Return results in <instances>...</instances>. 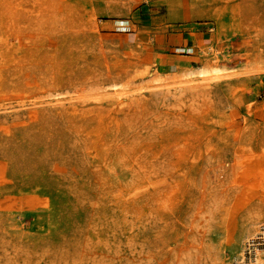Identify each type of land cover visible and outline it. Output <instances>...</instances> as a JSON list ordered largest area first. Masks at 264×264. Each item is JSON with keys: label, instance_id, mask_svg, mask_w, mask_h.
Listing matches in <instances>:
<instances>
[{"label": "rangeland", "instance_id": "rangeland-1", "mask_svg": "<svg viewBox=\"0 0 264 264\" xmlns=\"http://www.w3.org/2000/svg\"><path fill=\"white\" fill-rule=\"evenodd\" d=\"M262 224L264 0H0V264H248Z\"/></svg>", "mask_w": 264, "mask_h": 264}, {"label": "bare ground", "instance_id": "bare-ground-1", "mask_svg": "<svg viewBox=\"0 0 264 264\" xmlns=\"http://www.w3.org/2000/svg\"><path fill=\"white\" fill-rule=\"evenodd\" d=\"M198 68V67H197ZM222 68L220 67H199L198 70H188L186 72H184L183 74H185L186 76H189V78H192L196 75H201L202 77L207 74V73H210V72H215L217 73L218 71H221ZM200 76V77H201ZM160 79V76L159 75H154L152 77V81H158ZM205 79V78H204ZM192 80L193 79H189L190 81V86L191 87H195V86H198V85H192ZM203 80V78H202ZM188 81V82H189ZM198 83V82H197ZM203 86V85H202ZM200 87V86H199ZM197 88V87H196ZM114 89V88H113ZM71 98V97H70ZM72 100V99H71ZM70 100V101H71ZM264 228V224H262V226L259 227V230H258V233L257 235H264V231H262L261 229ZM257 235H255L256 237L253 238V239H256L257 238ZM251 238H249L248 242L250 241ZM252 240V239H251ZM248 242L246 243V247L244 249H242V251L240 252L241 253V257H242V260L246 261L248 264H264V251L262 252H259L258 249H250V253H248Z\"/></svg>", "mask_w": 264, "mask_h": 264}, {"label": "built area", "instance_id": "built-area-1", "mask_svg": "<svg viewBox=\"0 0 264 264\" xmlns=\"http://www.w3.org/2000/svg\"><path fill=\"white\" fill-rule=\"evenodd\" d=\"M262 231H264V228L261 229ZM253 239V238H251ZM250 242H248V253H250V249H264L262 247H264V235H257L256 239L251 240Z\"/></svg>", "mask_w": 264, "mask_h": 264}, {"label": "crops", "instance_id": "crops-1", "mask_svg": "<svg viewBox=\"0 0 264 264\" xmlns=\"http://www.w3.org/2000/svg\"><path fill=\"white\" fill-rule=\"evenodd\" d=\"M181 47H183V48H190V47H195V45H193V43L191 42L190 44H188V43H184V44H182V46ZM157 53L161 56V54H163V56H161V61L159 62V64H168L169 62L168 61H166V57H164V56H172V55H174V54H169V53H167V52H165V53H161L159 50L157 51ZM163 58V59H162Z\"/></svg>", "mask_w": 264, "mask_h": 264}]
</instances>
